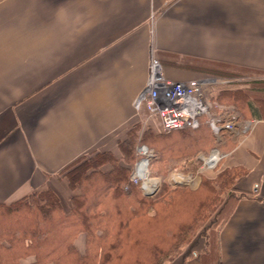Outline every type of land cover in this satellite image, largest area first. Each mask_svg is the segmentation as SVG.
<instances>
[{
  "label": "crops",
  "instance_id": "crops-1",
  "mask_svg": "<svg viewBox=\"0 0 264 264\" xmlns=\"http://www.w3.org/2000/svg\"><path fill=\"white\" fill-rule=\"evenodd\" d=\"M151 55L173 80L228 68L264 74V0H0V202L43 186L61 200L63 167L94 148L114 151L136 124L159 122L144 124L133 105ZM215 89L218 102L240 90ZM258 98L239 115L250 129L222 142L226 165L245 169L235 185L246 194L218 230L216 253L182 264H264Z\"/></svg>",
  "mask_w": 264,
  "mask_h": 264
},
{
  "label": "trees",
  "instance_id": "trees-1",
  "mask_svg": "<svg viewBox=\"0 0 264 264\" xmlns=\"http://www.w3.org/2000/svg\"><path fill=\"white\" fill-rule=\"evenodd\" d=\"M219 96L220 92L216 93ZM245 106L243 114L251 108V102L246 101ZM202 124L208 126L203 119L199 127ZM135 159L136 154L130 166L125 167L118 164L110 150L101 148L75 158L59 173L79 189L70 196L66 210L58 195L47 186L13 202H0V264H163L201 226L203 212L210 205L206 206L209 199L205 194L214 195L226 189L220 210L233 199L219 229L231 215L236 201L246 194L235 185L245 169L226 164L215 177L205 180L209 186L201 184L191 196L182 194L184 186H175L166 197L155 199L143 196L135 187L123 192L121 185ZM108 164L109 169H102ZM107 194L112 204L104 207ZM124 200L126 205L122 203ZM182 204L185 207L180 212ZM148 205H152L155 214L149 216L145 212ZM81 233L84 248L80 253L75 239ZM200 254L204 256V252Z\"/></svg>",
  "mask_w": 264,
  "mask_h": 264
},
{
  "label": "rangeland",
  "instance_id": "rangeland-1",
  "mask_svg": "<svg viewBox=\"0 0 264 264\" xmlns=\"http://www.w3.org/2000/svg\"><path fill=\"white\" fill-rule=\"evenodd\" d=\"M223 70H227L229 75L224 76L213 72L211 75H205L202 77H213L216 80L221 81L220 84L216 85L218 88L231 85L240 88L239 93L237 92L235 94V99L231 98L232 95H228L224 99L225 101L221 100L219 102L224 105H234L237 109L236 111L239 112L238 114L241 117L243 116L242 108L246 109V101H250L253 104L257 103L259 100L258 97L264 98V74L244 68H228ZM164 76L168 78L165 74ZM211 99L214 100L213 96ZM262 100L264 99L261 98V101ZM183 112L188 114L189 109ZM171 130L172 131L170 132L162 131L157 120H155L153 125L147 124V126L145 125L143 127H141L140 124H136L131 127L127 136L124 137L123 140L119 141L121 144H118L119 142L117 143V147L111 152L118 160V164L125 167L130 166L134 158V154H136L135 148L140 143L146 144L156 155L148 161L149 169L147 174L150 177L159 180L158 188L154 189V192L149 196L142 192L138 184L131 185L127 191H124L121 188L123 192H128L132 187H135L143 196L155 199L161 196L166 197L167 193L176 188L175 186H184L181 188L182 190H180L182 191V194H189V196H191L193 193L198 191L201 184L202 186L205 184L209 186L208 182H205V180L215 177L217 172L226 164V158H228V156H226V152L230 150V147H228L227 144L224 145L222 142L216 141L210 132V128L206 124H202L198 129L183 128L177 130L173 128ZM121 146L123 151H121ZM215 149L219 154L216 164L213 167H204L202 164V157H208ZM110 166L111 165L109 164L105 165L102 169H109ZM132 167L133 165L130 168V172ZM130 172L126 181L123 183L128 181ZM175 173L189 177V179L174 181L171 179V175ZM60 179H63L62 181L66 182L68 185V189L64 195L66 198L63 197L60 200L62 208L66 210L70 196L78 193L79 189L71 186L69 179L66 176L62 175ZM101 189L102 186H100V192ZM205 189L207 190L206 187ZM204 192L205 191H202V193ZM226 194L227 191L224 188H222V190H218L214 193V195H211L210 193L205 194L207 200L209 199L206 206L209 204L211 205L213 202H215V205L207 206V210L203 212V216L205 218L201 222V226L196 229L190 239L182 242L178 248L168 255L163 264H182L185 259L196 254L199 255L204 251L208 252V256L216 253L217 234L220 224L233 203L232 199L228 202L224 209L220 210L222 206L221 204L226 199ZM203 196L204 195H202V197ZM91 198L92 197L90 196V199ZM108 198L109 196L107 194L104 199V207L106 205L111 206L112 204ZM28 199L30 202L32 201L31 197ZM36 201H38V199ZM122 203L123 205H126L127 202L124 200ZM183 204L181 207L179 206L180 212H182V209L185 207ZM144 210L149 214V216L155 214L152 205L145 206ZM109 215L110 217H114L113 213H109ZM124 217H128V214H125ZM75 245L81 253L84 248L82 233L78 234V237L75 239Z\"/></svg>",
  "mask_w": 264,
  "mask_h": 264
},
{
  "label": "built area",
  "instance_id": "built-area-1",
  "mask_svg": "<svg viewBox=\"0 0 264 264\" xmlns=\"http://www.w3.org/2000/svg\"><path fill=\"white\" fill-rule=\"evenodd\" d=\"M220 83L221 81L213 77L192 78L183 81L168 79L163 74V66L159 59L151 55L148 61L146 82L133 105L136 111L145 110L144 124L151 117H157L161 130L165 132H169L165 120L167 113H174V111L181 113L185 109H189L184 123L178 128L196 129L202 118L208 124L214 139L223 142L225 135L248 131L252 121H242L238 112L232 107L211 99L214 96L211 93ZM170 122L177 123L175 119ZM135 151L137 159L133 164L128 181L123 183L121 188L127 191L131 185L138 184L143 193L151 194L155 188L153 186L150 189L143 188V180L137 169L143 158L149 161L154 156V151L144 143L138 144Z\"/></svg>",
  "mask_w": 264,
  "mask_h": 264
},
{
  "label": "bare ground",
  "instance_id": "bare-ground-1",
  "mask_svg": "<svg viewBox=\"0 0 264 264\" xmlns=\"http://www.w3.org/2000/svg\"><path fill=\"white\" fill-rule=\"evenodd\" d=\"M186 110L187 109H185L184 111H186ZM185 116H186V112H183V111L181 113H178L175 111H174V113H167L165 120L167 121L168 131L169 132L172 131L171 129H173V128L178 129V127H180V125H182L184 123ZM172 119H175L177 121V123L176 124L171 123L170 121ZM145 150L147 152V149H145ZM145 150H144V152H145ZM155 156L156 155L154 154V157ZM218 158H219V154L215 149L211 152V154L208 157H202V164L204 167H213L216 164ZM147 162H148V160L146 158H143L139 163L137 172L142 177L143 188H145V189L149 188L150 189L153 186L155 189H157L159 186V180H157L156 178L150 177L147 174V170H148V167H147L148 163ZM171 179L174 181H183V180L189 179V177L180 175L179 173H175V174L171 175ZM195 183H196V181H195Z\"/></svg>",
  "mask_w": 264,
  "mask_h": 264
},
{
  "label": "water",
  "instance_id": "water-1",
  "mask_svg": "<svg viewBox=\"0 0 264 264\" xmlns=\"http://www.w3.org/2000/svg\"><path fill=\"white\" fill-rule=\"evenodd\" d=\"M145 195L149 196L150 194H145Z\"/></svg>",
  "mask_w": 264,
  "mask_h": 264
}]
</instances>
